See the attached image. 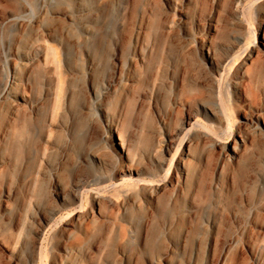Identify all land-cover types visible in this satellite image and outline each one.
Segmentation results:
<instances>
[{"label":"rangeland","instance_id":"rangeland-1","mask_svg":"<svg viewBox=\"0 0 264 264\" xmlns=\"http://www.w3.org/2000/svg\"><path fill=\"white\" fill-rule=\"evenodd\" d=\"M0 264H264V0H0Z\"/></svg>","mask_w":264,"mask_h":264},{"label":"bare ground","instance_id":"bare-ground-1","mask_svg":"<svg viewBox=\"0 0 264 264\" xmlns=\"http://www.w3.org/2000/svg\"><path fill=\"white\" fill-rule=\"evenodd\" d=\"M119 21L120 20H116V27L119 28ZM154 49H158V46L155 44V46H152ZM120 49L122 50V48L119 47L118 42H114L113 43V47H112V52L109 58V64H108V68H107V79H106V86L105 89L103 90V92L97 97V100L100 101L101 103L106 101L107 99V95L111 89L112 86V78H113V73L116 67V64L118 62L119 57L122 58L121 54L123 55V53L120 54ZM48 50V49H47ZM55 51L53 50V48H50L48 50V54L49 57L46 58L45 62L42 64L41 62H39V68H44L47 67V65H50L51 63H53V69L56 71L58 66H59V62L55 56ZM47 54V55H48ZM157 66H158V58L157 56L153 55L151 57H149L148 59H146L145 62V75L147 77H152L153 74L157 71ZM27 69L30 70L31 74H33V72L35 71L33 66H29ZM6 90V87L1 89V91ZM57 97V96H56ZM54 110V109H53ZM99 121L98 116L93 115L90 120L88 121L85 129H84V135L85 138H88L89 140L96 138L97 134V122ZM198 123V122H197ZM196 123V124H197ZM33 123L32 121L30 122V119L28 120V118H24L23 121H21V123L19 125H16L14 128V138H15V144L18 145V147H24L25 143L27 141V139L31 136L32 131H33ZM116 125V124H115ZM192 127V126H191ZM51 125H48L46 128V134L49 136L51 133ZM114 128L110 127L109 128V132L112 134ZM185 129V128H184ZM188 129H186L187 131ZM125 131L126 128L123 129V135H125ZM189 133V131H188ZM185 137V133L183 135ZM182 137V136H181ZM226 142V141H224ZM218 143V142H217ZM21 145V146H20ZM121 147L125 150L128 149V144L126 142V139L120 143ZM234 152H235V148H234ZM124 155V154H123ZM125 156V155H124ZM175 156V155H174ZM176 159V158H175ZM149 190L151 192L156 191V188H149ZM174 207H172L170 204H162L161 206H159L157 208L158 212H163V214H169L173 211Z\"/></svg>","mask_w":264,"mask_h":264}]
</instances>
